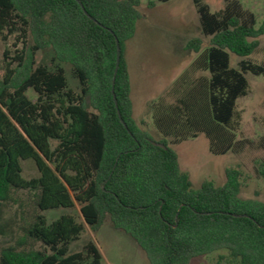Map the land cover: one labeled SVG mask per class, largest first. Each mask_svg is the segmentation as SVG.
<instances>
[{"label": "trees", "instance_id": "trees-1", "mask_svg": "<svg viewBox=\"0 0 264 264\" xmlns=\"http://www.w3.org/2000/svg\"><path fill=\"white\" fill-rule=\"evenodd\" d=\"M155 1L169 0L147 5ZM193 3L209 43L186 42L196 57L151 103L155 140L133 118L124 58L140 0H0V38L14 39L13 55L6 48L1 62L0 203L18 191L33 196L21 233L0 249V264H105L92 239L71 251L84 229L74 215L47 221L44 211L75 203L92 231L109 220L150 264H189L221 249L236 264H264V202L239 195L240 171L227 168L221 185L205 180L192 188L171 146L203 133L213 154L243 149L237 100L249 91L247 73L264 75V64L249 59L264 37V18L256 27L240 0H224L214 12ZM44 50L49 63L37 61ZM231 53L240 57L234 66ZM28 159L37 175L25 178L21 161Z\"/></svg>", "mask_w": 264, "mask_h": 264}, {"label": "rangeland", "instance_id": "rangeland-1", "mask_svg": "<svg viewBox=\"0 0 264 264\" xmlns=\"http://www.w3.org/2000/svg\"><path fill=\"white\" fill-rule=\"evenodd\" d=\"M211 12L221 9L224 0H202ZM243 8L253 12L256 27L264 18V0H240ZM148 0H140L137 7L140 18L136 22L133 36L124 45V58L130 74L132 115L136 122L149 131L155 139L161 135L152 123L151 103L166 95L173 81L182 74L197 53L186 50L185 44L193 38L200 39V49L205 48L209 38L201 35L198 14L193 0L155 1L148 6ZM14 39L3 41L0 38V77L1 62L6 48L13 55ZM259 45L249 56L252 62L264 64V37H258ZM50 51H39L37 61L49 63ZM240 60L230 54L232 66ZM65 75L70 87L78 90L77 80L72 76L68 64H64ZM249 82L247 95L237 100V109L241 113L238 140H247L239 152L228 151L225 154H213L209 151L208 138L200 133L177 144H171L177 153L180 170L189 176L192 188L203 181L210 180L219 186L225 181V169L240 171V192L242 198L264 202V75L246 74ZM28 94L32 96L31 91ZM170 100V98H168ZM22 175L30 178L37 175L32 160H22ZM33 196L28 191H18L14 200L0 203V249L13 243L19 227L32 210ZM71 213L84 225L76 241L70 245L71 251H78L82 245L92 239L97 245L105 264H150L146 253L134 239L112 227L105 220L97 231H92L85 223L78 204L74 208H57L44 211L47 221ZM24 219V220H23ZM189 264H236L226 250H216L208 255L193 259Z\"/></svg>", "mask_w": 264, "mask_h": 264}, {"label": "water", "instance_id": "water-1", "mask_svg": "<svg viewBox=\"0 0 264 264\" xmlns=\"http://www.w3.org/2000/svg\"><path fill=\"white\" fill-rule=\"evenodd\" d=\"M81 8L83 9V7L81 6ZM84 13L87 15V13L84 11ZM88 16V15H87ZM90 17V16H89ZM91 18V17H90ZM92 19V18H91ZM115 44H116V64H115V70H114V75H115V73H116V69H117V66H118V63H119V57H120V47H119V42H118V40L117 39H115ZM113 83H114V77H113V79H112V85H113ZM112 94H113V89H112ZM113 101H114V103L116 104V99H115V96L113 95ZM118 116H119V119H120V121L122 122V124H123V126L125 127V128H127L126 127V125H125V123H124V121L122 120V118H121V116L118 114ZM151 143L152 144H154V145H157V146H159V147H161V148H164V145L163 144H161V143H157V142H154V141H151Z\"/></svg>", "mask_w": 264, "mask_h": 264}, {"label": "crops", "instance_id": "crops-1", "mask_svg": "<svg viewBox=\"0 0 264 264\" xmlns=\"http://www.w3.org/2000/svg\"><path fill=\"white\" fill-rule=\"evenodd\" d=\"M127 69H128V66H127ZM129 73V72H128ZM129 80H130V74H129ZM131 84V83H130ZM130 93H131V85H130ZM131 98V97H130ZM132 102V100H131Z\"/></svg>", "mask_w": 264, "mask_h": 264}]
</instances>
